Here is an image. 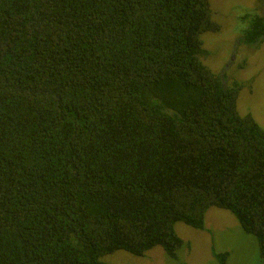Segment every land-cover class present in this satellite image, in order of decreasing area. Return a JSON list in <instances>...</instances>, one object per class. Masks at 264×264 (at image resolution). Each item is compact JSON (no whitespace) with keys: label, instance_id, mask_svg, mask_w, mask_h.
Segmentation results:
<instances>
[{"label":"trees","instance_id":"1","mask_svg":"<svg viewBox=\"0 0 264 264\" xmlns=\"http://www.w3.org/2000/svg\"><path fill=\"white\" fill-rule=\"evenodd\" d=\"M218 29L209 0H0V264L176 257L211 206L264 261V129L202 61Z\"/></svg>","mask_w":264,"mask_h":264},{"label":"rangeland","instance_id":"2","mask_svg":"<svg viewBox=\"0 0 264 264\" xmlns=\"http://www.w3.org/2000/svg\"><path fill=\"white\" fill-rule=\"evenodd\" d=\"M263 6L259 0H209L211 18L219 29L202 33L201 39L207 50L203 63L220 75L226 86L239 84L238 113L251 115L264 129V40L254 45L240 41L246 28L243 16L262 14ZM174 230L183 241L176 257L155 246L141 256L117 250L101 259L109 264H220L216 252L226 253L228 264H264L255 237L244 232L226 209L209 207L202 229L176 222Z\"/></svg>","mask_w":264,"mask_h":264},{"label":"flooded vegetation","instance_id":"3","mask_svg":"<svg viewBox=\"0 0 264 264\" xmlns=\"http://www.w3.org/2000/svg\"><path fill=\"white\" fill-rule=\"evenodd\" d=\"M215 253H216V252H214V255H215ZM226 264H228L227 261H226Z\"/></svg>","mask_w":264,"mask_h":264}]
</instances>
